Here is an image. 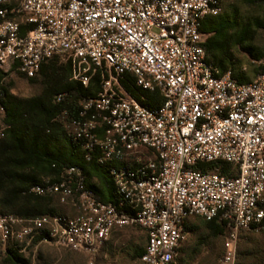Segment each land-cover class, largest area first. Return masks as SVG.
Here are the masks:
<instances>
[{"label":"built area","instance_id":"2783aa9c","mask_svg":"<svg viewBox=\"0 0 264 264\" xmlns=\"http://www.w3.org/2000/svg\"><path fill=\"white\" fill-rule=\"evenodd\" d=\"M221 13L220 0H0V71L33 79L60 58L83 87L99 73L100 90L85 102L102 114L103 137L81 126L87 147L103 161H129L110 170L117 204L84 188L80 169L32 192L56 197L75 217H0L1 241L23 253L30 243L94 254L112 234L139 228L142 264H181L186 222L219 219L230 240L221 264H234L240 232L264 235V59L262 72L238 83L206 59L200 26ZM18 21H17V20ZM23 27V28H21ZM157 92L150 106L123 86ZM221 162L227 176L196 168Z\"/></svg>","mask_w":264,"mask_h":264},{"label":"trees","instance_id":"16d2710c","mask_svg":"<svg viewBox=\"0 0 264 264\" xmlns=\"http://www.w3.org/2000/svg\"><path fill=\"white\" fill-rule=\"evenodd\" d=\"M248 6L258 10L252 22L242 16L226 20L220 13L200 26V33L206 36L203 48L207 61L220 75L230 72L235 81L237 69L246 63L242 53L248 55L249 62L246 64L250 69L264 59V45L258 43L257 38L259 33L264 32V0H255ZM205 23L212 27L203 31ZM8 74L0 71V217H75V211L61 205L56 197L32 192L36 186L59 183L64 172L71 167L81 170L84 188L91 191L97 200L116 205L115 185L110 170L122 166L133 167L134 163L131 160L101 162L99 149L87 147V139L80 135L81 126L90 121L95 124L92 134L98 140L104 134L102 114L93 107L84 108L85 102L95 99L99 93V73L93 74L88 85L83 87L72 80L68 62L60 58L46 60L37 74L41 93L26 99L11 93ZM35 78L27 80L32 82ZM123 79V86L132 97L150 106L158 104L156 91L140 92L133 87L130 75ZM196 169L221 176H227L232 171L230 165L221 162L199 165ZM204 222L206 229L215 236L227 230L226 224L219 219ZM243 233L264 237L254 232ZM40 241L35 238L27 248H36ZM20 250L19 245H5L2 264H31ZM141 254L136 253L132 260L140 262ZM244 257L251 264H263L255 250L246 252Z\"/></svg>","mask_w":264,"mask_h":264},{"label":"rangeland","instance_id":"374dc122","mask_svg":"<svg viewBox=\"0 0 264 264\" xmlns=\"http://www.w3.org/2000/svg\"><path fill=\"white\" fill-rule=\"evenodd\" d=\"M238 3H236L237 6ZM240 8L242 17L249 20L255 18L258 12L257 9ZM257 38L258 43L264 45V32L259 33ZM7 81L10 82L11 93L18 98H31L41 93L39 76L29 82L23 77L9 73ZM1 118L0 114V120ZM66 206L71 208L69 205ZM75 213L77 214V211ZM189 226V233L181 252L183 262L186 264H221L226 253L225 244L233 240L230 233L224 230L222 235L215 236L206 229L205 222L201 219L191 220ZM145 244L146 238L142 230L129 227L113 233L103 247L94 254L69 253L61 247L45 243L33 249L26 248L22 254L25 259L30 260L31 264H141L133 261L131 257L142 252ZM233 244L235 247L234 264H251L244 257L250 250H255L264 264V237L240 232ZM4 248L5 244L0 237V264L4 257Z\"/></svg>","mask_w":264,"mask_h":264},{"label":"crops","instance_id":"0c3cea01","mask_svg":"<svg viewBox=\"0 0 264 264\" xmlns=\"http://www.w3.org/2000/svg\"><path fill=\"white\" fill-rule=\"evenodd\" d=\"M253 1H255V0H221V8H222L221 15L226 20H233V18L236 16H238V17L242 16L240 7H245V8L251 9V8H249L248 4H251ZM237 2H239L238 6L236 5ZM254 6H257L258 8H263L259 4H255ZM238 17H237V19H238ZM210 18L212 19L213 17H206L203 19L202 22H204ZM253 19L251 20V22L253 21ZM211 27H212V25L205 23L203 26V31H206V29L211 28ZM205 38H206V36L202 34L203 43H204ZM242 58H243L244 62H246V63L249 62V57L245 53H242ZM262 61L259 64H256V66H253L251 69L247 66L246 63H243V65H240L239 68L237 69V73L234 75V78L237 80L238 83H241V84L252 82L262 72ZM8 73H12V72L9 71ZM195 219H200V218H191V219L187 220V222H186L187 235L189 233V228H190L189 223L191 222V220H195ZM117 231H119V230H117ZM117 231H115V232H117ZM144 235H145V233H144ZM145 238H146V236H145ZM184 244H185V242L183 243V245L179 249V261L181 264H186L185 262H183L182 255H181Z\"/></svg>","mask_w":264,"mask_h":264}]
</instances>
